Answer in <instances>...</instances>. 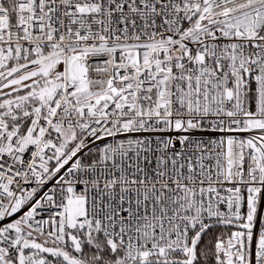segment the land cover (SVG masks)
Here are the masks:
<instances>
[{
	"label": "built area",
	"instance_id": "1",
	"mask_svg": "<svg viewBox=\"0 0 264 264\" xmlns=\"http://www.w3.org/2000/svg\"><path fill=\"white\" fill-rule=\"evenodd\" d=\"M62 61L27 124L0 118V264L25 240L67 252L68 190L83 243L115 241L123 263L185 259L192 233L232 222L253 229L217 238L223 263L264 264V0H0V87Z\"/></svg>",
	"mask_w": 264,
	"mask_h": 264
},
{
	"label": "rangeland",
	"instance_id": "2",
	"mask_svg": "<svg viewBox=\"0 0 264 264\" xmlns=\"http://www.w3.org/2000/svg\"><path fill=\"white\" fill-rule=\"evenodd\" d=\"M83 53L79 51H70L68 53V60H67V72H68V81L70 83L78 81L80 82V92H83L86 90V82L84 81V75L85 70L80 62V59L82 58ZM130 61L135 60V52L130 51L129 52ZM10 73H6L0 77V79L5 80L8 78ZM63 76H64V63L63 61L60 62L58 66H55L53 69L51 68L50 64H43L39 67L29 70L18 77H16L14 80L10 82L3 83L2 87H0V103H8L12 102L13 96L12 93H15L18 91H22L23 89H28L27 94L25 97L22 98H16V100L13 101L20 103L22 99L31 97V98H37L40 101V105H43L56 91L57 88L61 86L63 83ZM93 94H86L81 97H78V100L91 97ZM8 96V97H7ZM34 110V109H33ZM26 115L28 113H25ZM253 127H262V123L255 122L253 123ZM60 136L62 141L67 144L68 140L71 136H73L72 141H75L76 138V131L72 129H61L60 130ZM65 150L59 151V157L63 159V155ZM64 163V160H61L59 162V166ZM66 206H67V222L68 225L71 227L72 230L75 229L76 225V219L79 217H82L85 213V205L84 200L80 197H75L71 194V191L68 190L67 200H66ZM246 224H249V215H246ZM40 240H43L47 244L54 246L51 242L46 241L44 238H40ZM264 236L261 235L260 237V244L263 243ZM108 244L112 247H117L120 245L115 241H107ZM69 243H70V249L72 252H77L81 246L82 241L81 238L77 234L70 233L69 234ZM34 253L33 251L26 252V263L30 264L34 260ZM71 255H73L71 253ZM74 256V255H73ZM39 258V257H38ZM77 258V257H76ZM187 258V256H185ZM79 260V258H77ZM149 259L147 256H143L141 260ZM158 259V258H155ZM80 261V260H79ZM38 264H44L43 258H39L37 260ZM81 262V261H80ZM124 261L122 260V263ZM84 264V263H82Z\"/></svg>",
	"mask_w": 264,
	"mask_h": 264
},
{
	"label": "trees",
	"instance_id": "3",
	"mask_svg": "<svg viewBox=\"0 0 264 264\" xmlns=\"http://www.w3.org/2000/svg\"><path fill=\"white\" fill-rule=\"evenodd\" d=\"M1 81L2 79H0V82ZM27 92L28 89H23L22 91H18V93H12L11 95L13 96V99L10 104L0 103V118L6 120L9 129L17 127L21 122L27 124L28 119L27 116H25V113H30L33 111V109L41 104L37 98L31 97L22 99L20 103H13L17 97H25ZM243 93L245 104L251 106L253 95V82L251 78H244ZM87 157L88 155H85L83 159L87 160ZM197 231L192 233L191 240ZM230 232L231 228L222 227H214L206 231L196 243L194 264H224L222 258L217 254L215 242L217 238H224L229 235ZM71 233L77 234L81 238V234L76 230H72ZM39 241L46 246H51L43 240L39 239ZM107 241L108 239L106 238L95 236L92 238L89 244H84L82 241V246L77 252H72L70 248L67 250V252L69 254L72 253L75 257L79 258L81 264H121L123 260L121 247L117 246L114 248L110 246ZM34 255V259L37 257L43 258L44 264L49 262H58L62 264L58 259L51 256L41 255L39 253H34Z\"/></svg>",
	"mask_w": 264,
	"mask_h": 264
},
{
	"label": "water",
	"instance_id": "4",
	"mask_svg": "<svg viewBox=\"0 0 264 264\" xmlns=\"http://www.w3.org/2000/svg\"><path fill=\"white\" fill-rule=\"evenodd\" d=\"M210 0H203L206 4ZM264 225V218L260 223V226ZM214 227H222V228H236L245 232H249L253 229L252 226H246L239 223L232 222H216L205 226L204 228L197 231L194 237L191 240L189 253L187 258L185 259H170V260H160V259H145L132 263H121V264H194V256H195V246L198 240L202 237V235L211 228ZM33 251L39 253L41 255H47L58 259L62 264H81L80 261L72 256L71 254L57 248L54 246H46L38 240H25L21 243L19 253L16 258V264H26V252Z\"/></svg>",
	"mask_w": 264,
	"mask_h": 264
}]
</instances>
